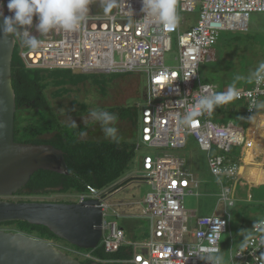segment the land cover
I'll return each instance as SVG.
<instances>
[{
	"label": "built area",
	"instance_id": "2783aa9c",
	"mask_svg": "<svg viewBox=\"0 0 264 264\" xmlns=\"http://www.w3.org/2000/svg\"><path fill=\"white\" fill-rule=\"evenodd\" d=\"M7 3L8 0H0L5 17L13 15ZM124 3L125 9H113L110 15L95 12L96 9L89 5V16L82 28L72 33L57 29L41 36L36 31L38 19L34 16L33 25L27 30L32 36L40 38L41 46L30 49L14 35L15 48L27 68L69 69L73 74L96 75L145 73L142 101L134 107L138 130L136 151L140 146L156 151L153 156L145 154L140 157L142 174L139 178L151 190L142 201L143 208L138 217L149 221V236L141 240L127 239L124 229L115 220H107L106 217L112 213H109L103 194L112 185L104 189L90 188L87 193L77 194L76 202L99 200L103 218L100 244L108 253L117 251L122 245L130 246L131 258L126 261L129 264H205L199 257L190 255L189 249L195 245H200L202 249L220 248L221 234L226 232L229 220L214 213L196 216L195 212L183 208L184 193H192L199 182L185 168L184 160L171 154L169 149L185 147L187 136H191L198 148L207 153L210 174L216 178L215 170L222 171L218 202L223 204L225 213L226 207H233L237 201L240 169V161H233L228 154L234 146L249 149L251 142L246 139L243 129L234 123L215 122L211 118L215 110L197 117L191 128L179 125L170 114L182 115L187 105L201 94L220 91L216 85L200 81L199 64L205 59H214L212 47L219 32L246 31L249 15L264 13V0H176L180 19L172 30L159 24L145 25L141 0H124ZM197 8L196 22L189 23L184 17ZM129 9L135 21H130ZM182 25L187 27L180 33ZM173 35L177 36L178 65L168 67L164 65L163 57L171 48ZM240 90L241 97L233 102L244 101L246 113L254 115L255 110H249L253 97L247 93L252 91L256 99H264V85L253 84L249 89ZM222 195H226L227 199L222 200ZM116 217L119 215L116 214ZM191 222L195 224L194 229L190 228ZM210 234L219 236V239H209ZM232 246L230 241L227 264H257V257L264 252V249L257 251L256 247H250L244 255L235 257L237 248L233 250ZM69 251L77 259L100 261L88 251ZM204 254L202 250L201 255Z\"/></svg>",
	"mask_w": 264,
	"mask_h": 264
},
{
	"label": "rangeland",
	"instance_id": "374dc122",
	"mask_svg": "<svg viewBox=\"0 0 264 264\" xmlns=\"http://www.w3.org/2000/svg\"><path fill=\"white\" fill-rule=\"evenodd\" d=\"M95 5V2H94ZM95 9L96 7H91ZM114 11V10H113ZM95 12L104 13L103 9L95 10ZM198 8L190 14H186L184 17L189 23H195L198 17ZM186 25H182L179 32H183L186 29ZM247 35L257 39L264 44V13H251L248 19V32H219L216 42L214 43L212 50H215V60H204L199 64L198 76L201 82L212 83L216 85L218 90L224 91L232 83H236L238 88H244L247 86L251 88L253 83L247 82L244 79L236 80L237 76L246 73V67L244 60L239 66H235L234 62L230 58L234 53H238L242 50L243 41L248 38ZM176 35L172 36L171 48L164 54L163 62L165 66L175 67L178 65L176 57L178 50L176 46ZM16 55V53H15ZM230 58V59H229ZM243 60V59H242ZM88 77L92 75L87 74ZM99 78L96 80L86 79L78 83H67L64 85H56L52 77L47 76L43 82L46 86L43 88L48 108L56 116V120L60 125H67L66 121L71 118L76 121L79 126V131H85V136L78 137L85 140H110L106 139L100 125L93 122L88 113L93 108H100L102 110L110 111V109H118L120 106L128 107L134 106L136 103L142 101V97L146 86L145 73H109L99 74ZM63 77V73H60V79ZM223 77H226L224 82ZM224 82V83H223ZM224 84L227 85L224 87ZM63 109V112L61 111ZM35 109L24 110L25 116H39L36 114ZM35 112V113H34ZM220 107L216 108L211 114V118L217 123H225L229 121V115L224 117H216L219 114ZM111 113L117 116L118 111L113 110ZM249 115H239V118L235 123H239L244 129L247 128ZM38 118V117H37ZM115 127L118 129V136L120 140L135 143L138 139V130L133 127L129 122L122 121L117 118ZM79 133V132H78ZM55 132L50 134H42L40 139L47 140L53 136ZM258 145L255 143L252 146L253 159L246 163L247 166L255 165L262 159V154L259 155ZM256 149V150H255ZM169 152L174 156L184 160L185 168L189 169L198 180L199 184L196 189H192V193L185 192L182 197V206L188 212H195L196 216L211 215L214 213L217 216H226L229 220V225L225 233L221 234L220 248L222 252H225V260L228 259L230 250V241L233 242V250L238 246V243L242 241V237L239 236L241 229L250 230V225L255 219L264 218V208H249L246 209L247 204L246 193H250V200L248 203L264 205V184L250 187L247 182L242 179L236 186V203L233 207H226L225 213H223V204L218 202V196L221 190V186L217 183V179L209 172L207 164V153L198 148L197 143L191 136H187L186 145L180 149H169ZM237 152L234 151V154ZM145 154L151 156L156 154L155 150L147 149L143 146L137 149L135 158L126 177L134 175L140 177V157ZM160 155L162 153H159ZM251 172L253 170L251 169ZM151 190L150 186L142 180H134L133 182L121 187L117 191H113L112 194L106 197V203L109 206V214L107 220H115L119 226L131 228L132 233L139 238H146L149 236V221L147 219H130L125 216L127 214L140 213L142 201L145 195ZM3 199L13 202L20 201H38V202H75L77 200L76 195H65L62 193H49L32 196H18L13 195L10 197H4ZM115 213V215L113 214ZM116 214L119 217H116ZM228 215V216H227ZM191 229L195 228V224L191 222ZM0 230L16 232L15 225L0 224ZM18 232V231H17ZM126 233V232H125ZM141 240V239H138ZM62 251L70 253L69 249H72L71 245H66L60 241H51Z\"/></svg>",
	"mask_w": 264,
	"mask_h": 264
},
{
	"label": "trees",
	"instance_id": "16d2710c",
	"mask_svg": "<svg viewBox=\"0 0 264 264\" xmlns=\"http://www.w3.org/2000/svg\"><path fill=\"white\" fill-rule=\"evenodd\" d=\"M16 53V55H15ZM12 85L15 93L16 111L14 116V140L32 144H51L53 147L63 152L64 160L68 168L67 174H59L52 171L38 170L33 173L28 183L20 189L15 195L32 196L49 193H62L65 195H77L87 193L90 188L104 189L112 185L107 193L108 196L115 190L133 182L141 180L139 177L127 173L131 171L132 162L135 159V143L120 140L119 144L111 140H85L78 137L79 126L75 129L67 125H60L56 116L49 110L48 103L43 93L46 84L43 82L47 76L52 77L56 85L67 83H78L88 78L96 80L100 75L72 74L69 69H40L27 68L17 49H14L12 59ZM60 73L63 77L60 79ZM227 105L220 106L219 114L228 113ZM35 109L36 114L25 116L24 110ZM117 110V118L129 122L133 127H137V111L134 106H120L118 109H110L109 112ZM35 113V112H34ZM216 117L218 118V115ZM38 117V118H37ZM55 132L47 140L40 139L42 134ZM255 142H252L253 146ZM235 147L231 148L228 154L233 161L238 158V152ZM68 202V201H67ZM249 208L263 209L264 205L248 203ZM136 219V218H133ZM132 219V220H133ZM137 221L141 219H136ZM7 225H15L16 231L27 235L50 240L68 243L55 237L46 227L33 225L27 222H10ZM124 229V226H120ZM131 228H126V237L130 240L142 239L136 237ZM72 249L88 251L92 256L100 261L96 264H129L126 261L131 258L132 249L128 245H122L117 251L108 253L99 244L92 250H81L71 246ZM82 264H91V260L79 259Z\"/></svg>",
	"mask_w": 264,
	"mask_h": 264
},
{
	"label": "water",
	"instance_id": "95a60500",
	"mask_svg": "<svg viewBox=\"0 0 264 264\" xmlns=\"http://www.w3.org/2000/svg\"><path fill=\"white\" fill-rule=\"evenodd\" d=\"M0 14L2 24L5 15L1 8ZM14 49V35L0 36V224L22 221L41 225L75 248L95 249L100 244L102 234L103 218L99 200L13 202L3 199L15 195L38 170L68 173L60 149L51 144L14 140L16 101L11 72ZM0 264L82 263L50 240L23 232L0 230Z\"/></svg>",
	"mask_w": 264,
	"mask_h": 264
},
{
	"label": "clouds",
	"instance_id": "9594fccd",
	"mask_svg": "<svg viewBox=\"0 0 264 264\" xmlns=\"http://www.w3.org/2000/svg\"><path fill=\"white\" fill-rule=\"evenodd\" d=\"M90 3L91 0H8L7 8L13 15L3 18V23L0 24V36L15 35L24 46L35 50L41 46L42 41L40 38L32 36L27 30L33 25L34 16L38 19L35 25L36 31L41 36L57 29L72 33L82 28L89 16ZM141 3V11L144 14L142 21L145 25L159 24L167 30H172L178 25L180 18L176 11V0H141ZM102 7L104 13L110 15L113 9H125V3L124 0H103ZM127 11L130 14V21H135L132 10ZM112 18L115 19V17ZM241 79L256 86L264 85V61L259 62L246 76L236 77L237 81ZM175 91L179 90L175 89ZM247 95L253 97L250 100L249 110H255V114L249 116L248 120L255 121L264 111V100L256 99L252 91ZM240 97L241 90L234 82L226 88V91L201 94L193 103L187 105L182 115L174 113L170 115L177 120L179 125L191 128L195 119L200 115L212 113L216 108L230 104ZM61 111L63 112V109ZM88 116L93 122L100 125L106 139L119 144L120 137L118 129L115 127L117 121L115 114L100 108H93L89 111ZM66 124L69 128L78 127L76 121L71 118L66 121ZM78 134L85 136L86 132L79 131ZM215 173L217 183H222V171L217 169ZM221 199L226 200V195H222ZM239 236L243 239L238 243L235 257L244 255L250 247H256L257 251L264 249V218L255 219L251 230L241 229ZM208 238L215 241L219 239V236L210 234ZM202 250L204 255H201ZM189 254L199 257L205 261V264H227L225 252H222L219 247L202 249L200 245H195L189 249ZM257 264H264V252H261L257 257Z\"/></svg>",
	"mask_w": 264,
	"mask_h": 264
},
{
	"label": "crops",
	"instance_id": "0c3cea01",
	"mask_svg": "<svg viewBox=\"0 0 264 264\" xmlns=\"http://www.w3.org/2000/svg\"><path fill=\"white\" fill-rule=\"evenodd\" d=\"M95 2V5H94ZM103 0H91L90 6L96 7V10L103 9L102 7ZM227 32H236V31H227ZM248 32V25L247 30L245 32L241 33H247ZM248 38L245 39L242 43V50L238 53H234L230 58L234 62L235 66H239L243 63L247 68L245 74H241L242 77L246 76L251 70H253L257 64L261 61H264V44L263 42H259L257 39H253L252 36L247 35ZM214 52V59L215 60V50ZM229 58V59H230ZM243 59V60H242ZM223 80L225 82L226 77H223ZM223 82V83H224ZM227 86L224 84V87ZM244 88L249 89L247 86H244ZM239 88V89H244ZM221 91V90H220ZM224 91H226V88H224ZM260 100H264L261 98ZM227 112L225 115H229V121L225 123L232 122L241 129H243L246 139L251 142H255L258 146L256 147L258 149L259 155L262 154L261 161L259 163H256L255 165H249L247 166L246 163L253 159L252 155V146L249 149H246L242 146H234L236 151L238 152V158L236 160L240 161V169H239V177H238V183L242 179L243 181L247 182L250 187L252 186H258L264 184V111L257 117L255 121H249L247 124V128L244 129L239 123H235V121L238 120L239 115H249L245 111V102L239 101V102H232L228 104ZM252 116V115H249ZM219 117H224V114H219ZM254 146V145H253ZM256 150V149H255ZM251 169L253 172H251ZM246 199L248 202V198L251 197L250 193H246ZM250 200V198H249ZM138 213L136 214H127L125 216L120 217H126V218H139ZM142 219V218H140ZM143 239V238H142Z\"/></svg>",
	"mask_w": 264,
	"mask_h": 264
},
{
	"label": "bare ground",
	"instance_id": "6f19581e",
	"mask_svg": "<svg viewBox=\"0 0 264 264\" xmlns=\"http://www.w3.org/2000/svg\"><path fill=\"white\" fill-rule=\"evenodd\" d=\"M247 25H248V23H247ZM244 30H246V29H244ZM237 32H245V31H241V30H239V31H237Z\"/></svg>",
	"mask_w": 264,
	"mask_h": 264
},
{
	"label": "flooded vegetation",
	"instance_id": "af4514ba",
	"mask_svg": "<svg viewBox=\"0 0 264 264\" xmlns=\"http://www.w3.org/2000/svg\"><path fill=\"white\" fill-rule=\"evenodd\" d=\"M17 53H18V51H17ZM72 73V72H71ZM73 74V73H72Z\"/></svg>",
	"mask_w": 264,
	"mask_h": 264
}]
</instances>
